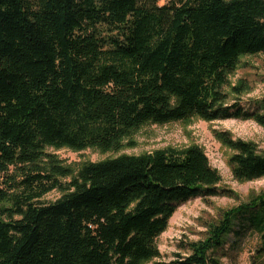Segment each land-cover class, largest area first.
<instances>
[{
    "label": "trees",
    "instance_id": "obj_1",
    "mask_svg": "<svg viewBox=\"0 0 264 264\" xmlns=\"http://www.w3.org/2000/svg\"><path fill=\"white\" fill-rule=\"evenodd\" d=\"M0 0V264H145L180 205L221 194L199 146L85 164L49 148L118 153L155 124L254 120L225 89L264 54V0ZM234 92L246 93L240 83ZM238 182L264 178L254 143L217 135ZM71 178L67 183L62 179ZM54 191L62 197L43 198ZM239 225V231H237ZM264 235V193L224 212L171 263L223 264L225 243Z\"/></svg>",
    "mask_w": 264,
    "mask_h": 264
},
{
    "label": "rangeland",
    "instance_id": "obj_2",
    "mask_svg": "<svg viewBox=\"0 0 264 264\" xmlns=\"http://www.w3.org/2000/svg\"><path fill=\"white\" fill-rule=\"evenodd\" d=\"M169 0H161L165 5ZM240 83L248 88L246 93L234 92ZM227 104H238L250 112L264 114V54L244 57L236 73L230 78V86L225 89ZM219 133H227L234 140L254 143L260 154H264V128L254 120L228 119L206 122L195 118L189 122H175L166 125L149 124L133 137L135 147L125 148L118 153L103 154L98 150L73 151L69 148H49V154L55 155L61 164L77 175L88 163L101 162L122 155L138 156L169 147L187 149L199 146L204 150L213 168L222 176L220 187L237 194L239 200L227 195L207 199L196 198L179 206L172 217L168 230L162 234L157 245L161 258L145 264L171 263L189 254L188 246L205 239L208 227L216 224L224 212L250 202L253 195L264 193V178L252 182H238L234 179L229 160L234 154L218 139ZM71 178L62 179L67 183ZM61 191H54L43 198L45 203H52L61 198ZM239 231V225H237ZM223 264H264V235L245 227L241 235H230L225 243Z\"/></svg>",
    "mask_w": 264,
    "mask_h": 264
}]
</instances>
